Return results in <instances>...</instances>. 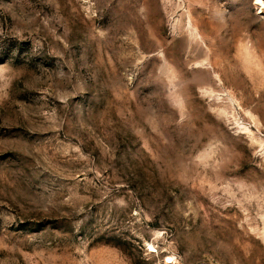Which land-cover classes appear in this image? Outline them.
<instances>
[{
    "label": "rangeland",
    "instance_id": "1",
    "mask_svg": "<svg viewBox=\"0 0 264 264\" xmlns=\"http://www.w3.org/2000/svg\"><path fill=\"white\" fill-rule=\"evenodd\" d=\"M264 0H0V264H264Z\"/></svg>",
    "mask_w": 264,
    "mask_h": 264
},
{
    "label": "snow or ice",
    "instance_id": "2",
    "mask_svg": "<svg viewBox=\"0 0 264 264\" xmlns=\"http://www.w3.org/2000/svg\"><path fill=\"white\" fill-rule=\"evenodd\" d=\"M258 2H259V0H258Z\"/></svg>",
    "mask_w": 264,
    "mask_h": 264
},
{
    "label": "bare ground",
    "instance_id": "3",
    "mask_svg": "<svg viewBox=\"0 0 264 264\" xmlns=\"http://www.w3.org/2000/svg\"><path fill=\"white\" fill-rule=\"evenodd\" d=\"M264 6V5H263Z\"/></svg>",
    "mask_w": 264,
    "mask_h": 264
}]
</instances>
